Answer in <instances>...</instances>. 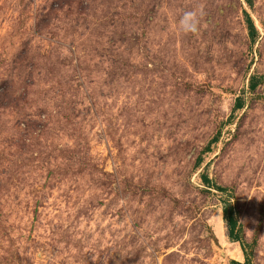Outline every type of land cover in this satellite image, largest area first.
Wrapping results in <instances>:
<instances>
[{"label":"rangeland","instance_id":"obj_1","mask_svg":"<svg viewBox=\"0 0 264 264\" xmlns=\"http://www.w3.org/2000/svg\"><path fill=\"white\" fill-rule=\"evenodd\" d=\"M251 2L0 0V264H264Z\"/></svg>","mask_w":264,"mask_h":264},{"label":"trees","instance_id":"obj_2","mask_svg":"<svg viewBox=\"0 0 264 264\" xmlns=\"http://www.w3.org/2000/svg\"><path fill=\"white\" fill-rule=\"evenodd\" d=\"M248 4L249 6H252V2L251 0H248ZM245 18H246V23H247V29H248V33H249V38H250V42L252 45H255L258 39V31L256 29V27L254 26V23L252 21V19L250 18V16L246 13L245 14ZM251 83H252V87L254 88L256 86V77L252 76L250 79ZM243 99H237V103H236V109L240 110L243 108ZM214 143L217 142V139H215L213 141ZM210 152V147H207L204 151L203 154H206ZM203 159L202 157H199L197 160V167H199L202 163ZM202 182L206 185V186H210L211 182L208 179L207 176H202ZM220 190V192H222L223 190ZM222 218H223V222L227 227V231H228V240L231 243H241V240L239 238V225L238 222L236 220V218L233 216L231 209L228 205H224V207H222ZM242 247V246H241ZM243 254H244V260L245 263L244 264H248L249 263V256L247 255L246 251L243 249L242 250ZM231 264H242L236 261H231Z\"/></svg>","mask_w":264,"mask_h":264},{"label":"clouds","instance_id":"obj_3","mask_svg":"<svg viewBox=\"0 0 264 264\" xmlns=\"http://www.w3.org/2000/svg\"><path fill=\"white\" fill-rule=\"evenodd\" d=\"M202 15V11L196 9L184 11L179 20V30L185 34H198L201 27Z\"/></svg>","mask_w":264,"mask_h":264}]
</instances>
